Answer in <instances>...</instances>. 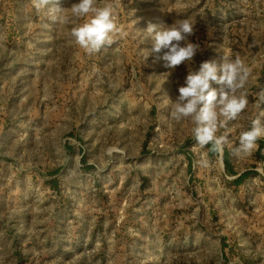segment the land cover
Segmentation results:
<instances>
[{
    "label": "rangeland",
    "instance_id": "obj_1",
    "mask_svg": "<svg viewBox=\"0 0 264 264\" xmlns=\"http://www.w3.org/2000/svg\"><path fill=\"white\" fill-rule=\"evenodd\" d=\"M105 4L126 35L89 54L70 34L84 18L0 0V264H264V138L233 152L264 122V0ZM183 19L195 62L145 60L148 24ZM226 54L249 69L248 104L216 153L168 99L189 68Z\"/></svg>",
    "mask_w": 264,
    "mask_h": 264
},
{
    "label": "clouds",
    "instance_id": "obj_2",
    "mask_svg": "<svg viewBox=\"0 0 264 264\" xmlns=\"http://www.w3.org/2000/svg\"><path fill=\"white\" fill-rule=\"evenodd\" d=\"M32 3L38 12L47 10L54 21L58 17L64 18V13L69 10L72 18H84L85 22L72 27L70 34L75 44L89 54L110 47L116 37L126 35L118 26L117 16L110 4L98 6V0H74L66 8L61 6L60 0H32ZM144 31L151 43L145 60L152 56L154 62L163 61L166 69L174 70L182 64L192 65L197 54L202 52L200 45L190 39L195 33V24L190 19L175 20L163 29L149 23ZM161 75L168 77L170 72ZM248 77L249 69L239 55L235 58L223 55L219 62L202 61L198 68H189L183 84L178 87L176 99H168L170 118L176 122L190 120L193 123L191 132L199 148L211 145L210 151L223 152L229 140L227 135L217 133L229 121L236 120L247 107L244 88ZM261 138H264V122L257 117L251 121L248 130L241 132L234 155H252ZM198 163L203 167L209 166L206 159ZM257 170L264 174V170Z\"/></svg>",
    "mask_w": 264,
    "mask_h": 264
}]
</instances>
